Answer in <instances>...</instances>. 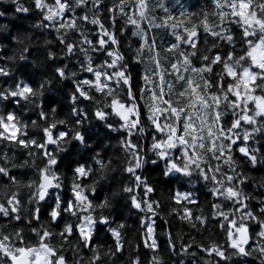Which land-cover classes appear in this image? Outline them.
I'll return each instance as SVG.
<instances>
[{
  "label": "snow or ice",
  "instance_id": "6c2138e0",
  "mask_svg": "<svg viewBox=\"0 0 264 264\" xmlns=\"http://www.w3.org/2000/svg\"><path fill=\"white\" fill-rule=\"evenodd\" d=\"M157 10L162 15H157ZM23 11L35 14L32 31L4 39L23 45L40 28L55 35L51 41L43 40V48H17L14 43L13 48L21 54L4 55L0 91L7 86V98L0 96V103L4 104L0 142L19 144L24 149L31 145L42 160L52 155L48 163L59 167L50 149L73 133L60 122L44 127L39 141L30 139L28 133L22 134L17 122L22 109L13 106V100L19 103L34 89L43 91L45 85L33 73L18 79L8 71L14 59L30 61L34 53L43 52L50 57L47 63L56 82L66 73L74 77L73 104L88 106L87 111L69 107L73 124L93 115L91 106L99 99L94 97L106 93L104 109L97 107L94 111L97 123L115 117L122 128L129 129L120 134V139L123 149L135 153L125 168L131 179L128 183L120 181V194L114 199L123 202L129 211L138 210L144 244L153 251L154 264H160V260L155 255L159 246L151 217L162 214L163 208L159 200L153 199L155 188L141 171L139 137L131 130L143 133L141 125L145 121L151 141L145 148H151L164 160L166 169L161 175H174L178 180L176 187L169 190L168 213H182L180 220L190 226L194 222L206 229L211 224L223 233V246L212 237L190 238L188 243H181L180 251L193 257L202 251L200 264H211L213 260L216 264H229V253L248 255L253 245L249 242L255 237L257 251L264 255V200H260L257 212L250 203L253 194L246 191L251 180L245 172L237 171L238 161L246 162L245 166L264 161V0H209L207 7L196 11L181 7L178 13L163 0H29ZM89 25L96 29L95 33ZM159 29L169 34L167 42L157 43L155 36H149V30ZM126 30L138 38L134 49L129 45L130 57L122 49L120 34ZM57 44L59 48L54 51ZM2 45L0 42V51L7 53L8 48ZM58 53H63L64 59L76 55L85 78L80 79ZM131 61L141 66L142 74L135 78ZM114 84L126 86L124 97L112 94ZM41 108L36 113L38 119H47L49 112L53 119H59L58 110H46L42 105ZM29 122L36 123L30 118ZM81 136V132H76L72 143L77 144ZM83 139L86 141V135ZM15 160L11 149L0 151V264H68L64 247L73 238L92 250L88 264H103L101 245L95 243L102 229L114 238L107 255L121 254V229L126 224L114 219L107 197L92 195L96 189L85 187L90 179L85 166L74 170L83 183L73 182L70 195L58 198L57 207L48 205L46 218L42 219L44 210L39 206L23 215L21 202L47 200L49 192L59 187V177L49 175L42 167L33 175H29L31 169L22 173ZM104 160L98 156L93 163L103 169ZM193 169L211 201L195 198L191 185ZM33 185L35 192L31 191ZM24 189L29 190L28 196ZM164 234L174 251L179 234L175 238L171 232ZM193 246L197 251H192ZM141 262L139 255L131 259V264Z\"/></svg>",
  "mask_w": 264,
  "mask_h": 264
},
{
  "label": "clouds",
  "instance_id": "9594fccd",
  "mask_svg": "<svg viewBox=\"0 0 264 264\" xmlns=\"http://www.w3.org/2000/svg\"><path fill=\"white\" fill-rule=\"evenodd\" d=\"M92 0H89V3H91ZM165 2V0H163ZM179 3V0H176V4ZM0 5L6 6V8H10L11 10H6V8H0V18H6V19H16L17 13H24L27 14L28 12L23 11V9L28 8L29 0H0ZM175 4L173 5V7ZM183 7V5H181ZM19 9V11H18ZM29 11H32L29 9ZM35 22L30 24V28L32 29L34 27ZM10 28V25L6 23H0V32H3L5 34L8 33ZM40 31H43V28L37 29ZM36 30V31H37ZM33 35V33H32ZM13 37H17V33L12 35ZM52 40L49 39L47 36V33L45 32V35L43 39L41 40L40 37H37L36 40H31L30 42L25 41L23 45L17 43L16 40L13 42L17 45V48L24 46V47H33L36 46L38 48H43V40ZM40 41V44L38 45L37 42ZM3 47H8L7 44L3 43ZM21 53L18 52L16 49L12 48L10 55H13L14 57H18ZM59 58H64L63 53H58ZM50 57H46L43 52L34 53L33 57L30 59V71L36 76V78L45 85L44 90L41 91L40 89H34V93L32 95H26L21 99V101L18 103L16 100H13V105L21 108V112L19 113L17 117V122L21 124V132L28 133L29 138H35L39 141V133L44 128L47 127L51 123H60L63 122L65 127L73 133V136L68 137L66 140H60L56 144L53 145V148L50 149V152L55 154V159L57 163L59 164V167H56L55 165H51L48 163V161L53 159L52 155H49L46 159H41V155L39 154L37 149L31 148V145H29L28 149L21 148L19 144H9L6 141L0 142V151H8L11 149V153L16 155V166L20 172H25L28 169H31L32 171L29 173V175H33L38 168H46L49 175L58 176L59 179L57 181V184L59 187L54 188L52 191L49 192L47 200L41 202L36 198L32 199L31 203H27L22 201L20 207L22 208V214L27 216L29 212L31 211L32 207H41L43 210L47 211L48 205H52V207H57V201L58 198H66L65 192L68 193V196L71 193V184L73 182L77 184L83 183L75 176L74 170L79 166H85L88 170V174L90 179L87 182V185H85L86 188L89 190L92 188L96 189V192H92L90 194L96 195L100 198L99 193H103V196L101 199L107 197L111 203L109 204L108 208L109 211L112 212V215L119 211L123 207V202L117 203L114 199V196H118L120 194V181H123L124 183H128V181L131 179V177L127 176V173L125 171V168L128 165V161L132 160L135 153H130L127 149L122 148V143L120 139L121 133H126L129 129L122 128L120 123L115 119V117L106 118L104 120H101L99 123H97V119L94 116V111L97 107L101 108L102 110L105 107L104 104V94L97 93L98 102L93 104L91 106L93 115H89L82 120L79 121L77 124H73L71 122L69 112L65 114L64 117H59V119H53V113H48L47 119H38L36 113H39L42 108L41 105L43 104L45 93L46 92H53V88L51 87L54 82L57 85L62 86L65 79L72 80L73 83H75V79L73 76L69 75L68 73L65 74V77L62 78L59 82H56L55 76L53 75L51 66L48 65L47 60ZM0 60H4V55L0 54ZM67 60V59H65ZM22 62V60H13L11 65L8 66V71L11 73H16L17 66ZM78 68L75 70H72L73 72L78 73L79 75L82 73L80 71V64ZM65 65H68L67 62ZM18 79H22L20 77H17ZM0 84H2V81H0ZM114 91L113 95L118 97H124L126 95L125 87L124 85H113ZM5 90L0 91V96L6 97V91L7 86H4ZM68 92V103L72 107H79L82 111H87L88 106L84 105H75L73 104V101L71 99V89L67 90ZM50 103H52V99L49 100ZM4 104L0 103V113L3 112ZM58 105L53 103V106L51 109L53 111L57 110ZM35 113L36 118L31 119L32 121H36V123L29 122V119H25L26 114ZM72 115H78V113H73ZM111 116V114H110ZM27 125L24 127V125ZM110 125V127H109ZM103 126L106 130H108V133L111 135L106 134L105 132L100 131V127ZM141 127L144 129L143 133L138 131L137 129L133 128L131 129L132 132L139 137V144H140V153H141V164L142 168L141 171L145 169L146 166L151 165L154 169H159L160 173L162 170L166 169V165L163 159L158 158L152 151L151 148H145V141H148L147 144L151 143L148 132L150 131L149 126L147 122H143ZM84 129H87V133L83 131ZM76 132H81L82 136L81 139L75 146L72 143V140L74 138V135ZM95 132V138L92 137V133ZM89 135L90 142H86L83 139V136ZM115 137V138H112ZM125 137V142H126ZM94 145H98L94 148ZM258 144H255V147H258ZM91 150V151H89ZM29 151L32 153L29 155ZM23 153V155H20ZM259 155V153H257ZM98 156L105 157L104 163L106 165L105 168L101 169L98 168L93 161H95ZM110 164V167H107V165ZM35 165V166H33ZM246 162L238 161L237 162V171H243L245 172L251 182L253 189H259L261 192H264V174H261L259 177L253 176L250 172H246L245 169ZM257 165L264 166V161H261L260 163H253L251 165H247L248 167L255 168ZM127 177V179H125ZM162 177L171 183L176 184L178 180L173 176H169L167 174L162 175ZM203 184L202 180L196 179V173L195 169H193V176L191 178V185L193 188H195L197 185ZM2 190V189H0ZM31 191L35 192L36 187L33 185V188ZM24 193L26 196L29 194L28 189H24ZM195 195V192H194ZM254 200H258L260 203V200H264V195L260 196H254ZM94 207L97 208L98 212H103L101 208H99L97 205H94ZM103 214H107L104 212ZM182 215V213L180 214ZM180 215L179 218H180ZM45 222V221H42ZM54 223V222H53ZM189 225V224H188ZM190 226V225H189ZM191 229H195L198 232L205 233V226L204 225H197L194 222L190 226ZM212 225H208V231L203 236V238L212 237L213 240L215 238L213 237V233L211 231ZM10 231V229H9ZM121 232H124V229H121ZM256 238L254 237V240ZM121 242L125 243V238L122 235L121 236ZM99 244V243H98ZM101 248V255L105 256V259L103 261V264H131V259L134 258V255L129 251L127 254L124 252H121V255H124V260H120L118 256L114 255H107L110 249H112V245H109L105 247L104 245L100 244ZM181 245V244H180ZM223 246V243H221ZM95 247V245L93 246ZM64 252L68 256V264H88V257L92 255V250L87 248L86 245L82 246L81 242L73 238V241L70 242L69 245H66L64 247ZM180 253H183L180 251L179 247V253L173 251V255H179ZM184 254L185 259H181L179 261V264H186V258L191 256L190 254ZM231 256V260L229 261V264H247L246 258H252L256 261V264H264V255L260 254L257 251V245L255 242L251 247L248 249V255H240L239 253H229ZM154 253L152 254L153 257ZM159 257L160 264H166V261L164 260L162 254L160 251H157L155 253ZM152 257L150 260L142 261L141 264H154ZM191 264H200V258L193 259L191 261ZM211 264H216V262L213 260L211 261Z\"/></svg>",
  "mask_w": 264,
  "mask_h": 264
},
{
  "label": "trees",
  "instance_id": "16d2710c",
  "mask_svg": "<svg viewBox=\"0 0 264 264\" xmlns=\"http://www.w3.org/2000/svg\"><path fill=\"white\" fill-rule=\"evenodd\" d=\"M107 3V0H106ZM166 6L170 8H174L175 11L178 13L181 10V5H183V8L189 10V11H196L199 10L202 7H207L209 4V0H179V3L176 4V0H165ZM175 6L173 7V5ZM0 8H6L4 5H0ZM6 10H11L10 8H6ZM157 15H162L159 10H157ZM35 22V14L34 13H17L16 19H6V18H0V23H6L10 25L9 31L7 34L0 32V42L5 43L8 45V51L7 53L0 51V54L6 55L10 54L12 48L14 47V42L9 41V39H4V37H10L13 34H16L18 32H24V31H32L30 28V24ZM123 23V21H121ZM90 28H92L93 33H95L96 29L93 28L91 25H89ZM130 27V26H129ZM45 32L47 33V36L49 39L54 38V33H50L47 31H40L37 30L33 32L32 39L36 40L37 37H40L41 40L43 39ZM122 37V49L126 51L127 55L130 57L132 55L131 49H134L137 45L135 41L138 39L136 37H131L130 32L122 33L120 34ZM149 36H155L157 39V43L160 41L167 42L170 39L169 34L163 30H149ZM37 44H40V41L37 42ZM129 45H131V49L129 48ZM59 48V45H55L53 47L54 51H57ZM78 57L76 55H73L70 59L65 60L64 58H61L63 63L68 64L69 68L72 70H75L78 68L77 64ZM97 63L100 62L99 59L96 60ZM0 63H3L2 60H0ZM30 61H22L17 66V71L15 75L20 78H25L27 74L32 73L30 71ZM130 68L132 69L134 78L137 76V74L141 73V66L137 64L135 61L130 62ZM80 79L85 78V74L81 73L79 75ZM53 88V92H46L44 101L42 106L45 107V109H50L53 106V103L58 105V114L60 117H64L67 112H69V103H68V89H72L74 87L71 80H68L63 83L62 86L57 85L55 82L51 86ZM52 99V103L49 102V100ZM14 106V105H13ZM12 107V106H10ZM25 119H35L36 115L35 113L26 114ZM87 133V129H84ZM100 131L105 132L108 135H111L108 133V130L103 128V126L100 127ZM95 132L92 133V137L95 138ZM115 138V137H112ZM86 142H90L89 135L86 134ZM148 141H145V145H147ZM75 146V144H73ZM98 145H94V148ZM91 151V150H89ZM240 154L237 153V156ZM246 172H250L253 176L259 177L261 174H264V166L257 165L255 168H251L248 166H245L244 169ZM145 176L148 177L149 181L155 188V194L153 196V199H157L161 202V206L163 208V213L158 215L157 217H151V220L155 221L156 226V233H157V241H158V250L162 254L164 260L166 261V264H179V261L181 259H185L184 254L180 253L178 256L173 255V250L171 246L167 244L168 237L164 233L171 232L172 236L175 238L177 237V234H179V238L175 239V252L179 253V247L181 243H188L190 238H195L197 240H201L203 236L208 231V226L205 229V233H201L196 231L195 229H191L190 226L184 222L181 221L179 216L176 214H169L168 213V197H169V190L174 189L176 185L174 183L166 181L159 169H154L151 165L146 166L145 169L142 171ZM127 179V177H125ZM195 198L198 201H204L207 199L208 201L212 200V197L207 196L206 192L207 189H202L200 185H197L195 188ZM183 190V189H181ZM246 191L251 192L254 196H260L264 195V192H261L259 189H253L252 182H249L248 187L246 188ZM65 195L68 196V193L65 192ZM100 198H102L103 193H99ZM250 203L254 206L255 210L259 211V202L258 200H251ZM174 206V205H171ZM202 207H207L206 204H202ZM138 210H132L129 211V209L125 206H123L119 211L115 212L113 214V217L115 220L124 222L126 224V228L124 229V232L122 235L125 238L124 248L122 249V252L127 254L129 251L132 253V255H139L142 259V261L150 260L153 254V251L150 250L145 244H144V227L142 224L139 223ZM199 214V213H196ZM141 216L143 214H140ZM46 218V211H43L42 219ZM211 225V224H210ZM213 233V237L218 240L220 243H223V233L220 229L216 228L214 225H212L211 229ZM114 238L111 236L110 233H108L106 230L102 229L99 236L95 240V243L102 244L104 246H109L113 244ZM255 242L254 237L252 239V242L250 245H252ZM192 251H197L195 246H193ZM202 254V251L198 253L197 256H189L186 258V264H191V261L193 259H199L200 255ZM118 257L120 260H124L125 256L118 254ZM247 264H256V261L252 258H246Z\"/></svg>",
  "mask_w": 264,
  "mask_h": 264
},
{
  "label": "water",
  "instance_id": "95a60500",
  "mask_svg": "<svg viewBox=\"0 0 264 264\" xmlns=\"http://www.w3.org/2000/svg\"><path fill=\"white\" fill-rule=\"evenodd\" d=\"M252 240H250L249 244H251Z\"/></svg>",
  "mask_w": 264,
  "mask_h": 264
}]
</instances>
